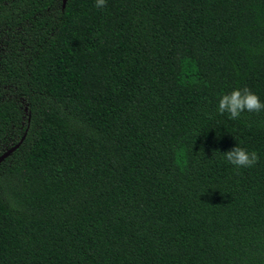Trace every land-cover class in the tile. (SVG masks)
I'll return each instance as SVG.
<instances>
[{"label":"trees","instance_id":"obj_1","mask_svg":"<svg viewBox=\"0 0 264 264\" xmlns=\"http://www.w3.org/2000/svg\"><path fill=\"white\" fill-rule=\"evenodd\" d=\"M95 2L0 0V264H264V0Z\"/></svg>","mask_w":264,"mask_h":264},{"label":"clouds","instance_id":"obj_2","mask_svg":"<svg viewBox=\"0 0 264 264\" xmlns=\"http://www.w3.org/2000/svg\"><path fill=\"white\" fill-rule=\"evenodd\" d=\"M105 6L106 0H96L95 7L103 8ZM245 111L257 113L264 111V103H261L259 96L248 87L234 89L219 98L217 107L219 114L228 113L230 119H239ZM222 154L227 162L236 168H250L259 160L255 151L249 152L239 146H235Z\"/></svg>","mask_w":264,"mask_h":264},{"label":"water","instance_id":"obj_3","mask_svg":"<svg viewBox=\"0 0 264 264\" xmlns=\"http://www.w3.org/2000/svg\"><path fill=\"white\" fill-rule=\"evenodd\" d=\"M66 1L67 0H62V8H64V5H65V3H66ZM23 141V138H22V140L16 145V146H14L13 148H11V149H9V150H7L6 152H4L1 156H0V163L5 159V158H7L13 151H15L18 147H19V145L21 144V142Z\"/></svg>","mask_w":264,"mask_h":264}]
</instances>
